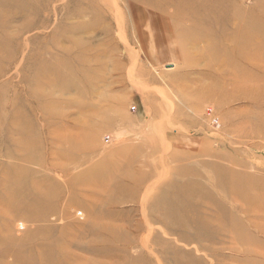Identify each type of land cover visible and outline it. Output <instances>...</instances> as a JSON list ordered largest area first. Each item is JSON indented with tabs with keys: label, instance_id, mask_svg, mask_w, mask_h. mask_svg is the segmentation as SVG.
<instances>
[{
	"label": "rangeland",
	"instance_id": "374dc122",
	"mask_svg": "<svg viewBox=\"0 0 264 264\" xmlns=\"http://www.w3.org/2000/svg\"><path fill=\"white\" fill-rule=\"evenodd\" d=\"M0 264H264V0H0Z\"/></svg>",
	"mask_w": 264,
	"mask_h": 264
}]
</instances>
